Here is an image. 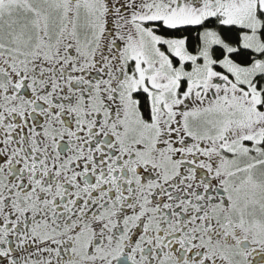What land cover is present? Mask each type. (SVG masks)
<instances>
[{
	"label": "snow or ice",
	"instance_id": "snow-or-ice-1",
	"mask_svg": "<svg viewBox=\"0 0 264 264\" xmlns=\"http://www.w3.org/2000/svg\"><path fill=\"white\" fill-rule=\"evenodd\" d=\"M0 264H264V0H0Z\"/></svg>",
	"mask_w": 264,
	"mask_h": 264
}]
</instances>
